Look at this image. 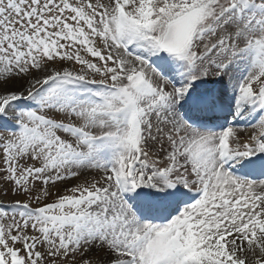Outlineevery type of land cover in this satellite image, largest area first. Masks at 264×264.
<instances>
[{"label": "rangeland", "instance_id": "1", "mask_svg": "<svg viewBox=\"0 0 264 264\" xmlns=\"http://www.w3.org/2000/svg\"><path fill=\"white\" fill-rule=\"evenodd\" d=\"M248 1L255 8L238 14L230 7L236 0H121L114 1L111 9L105 0H0V257L5 264H87L79 251L77 231L85 222L102 225L112 213L107 208L108 192L99 184L101 177L111 180V171L105 168L109 173L97 174L100 177L94 180L82 176L75 166L87 160L97 164L99 156L89 155L90 139L119 128L104 122L99 126V111L77 101L67 87L81 81L108 83L132 93L139 86L143 75L128 84L122 81L116 57L108 49L109 21L117 22L118 30L128 21L144 22L156 43L170 22L202 9L195 31L203 32L191 50L214 52L216 64H206V69L219 80L224 71L214 69L218 62L223 65L244 50L248 63L250 53L257 52V68L250 71L245 93L258 91L259 99L264 92V10H259L264 9V0ZM43 69L66 79L58 85H46L45 80L27 95L5 94L14 79H29ZM197 71L202 77V67ZM148 77L146 83L159 95L137 99V108L147 117L153 113L151 119L157 122L170 115L171 110L156 105L168 91L158 80L155 84L156 77L149 73ZM12 101L13 113L5 116L3 109ZM52 121L66 123L74 132ZM95 192L102 194L92 207Z\"/></svg>", "mask_w": 264, "mask_h": 264}, {"label": "bare ground", "instance_id": "2", "mask_svg": "<svg viewBox=\"0 0 264 264\" xmlns=\"http://www.w3.org/2000/svg\"><path fill=\"white\" fill-rule=\"evenodd\" d=\"M105 1L108 9H111L113 5L116 6L114 1L121 0ZM123 25L125 27L118 30L117 22L109 21L106 37L109 40L108 49L116 57L118 67L122 71L120 74L122 81L128 84L134 78L138 80L139 75L148 76L147 65L149 67L150 57L135 44H130V41L138 39L142 33L145 34L147 30H150V26L141 21H128ZM137 45L148 50L146 54L152 52L150 41L147 39L137 40ZM256 65L253 58L246 64L245 69L237 63L224 73V77L219 81L218 94L221 96L230 91L229 106L236 105L240 113L237 119L239 124L229 126L228 130L231 134L228 149L224 145L223 149L216 151L215 133L198 134L188 128L176 110H173L175 105L173 106L170 102L167 101L166 108L170 107L171 114L166 119L155 122L151 118L147 120L146 115L138 117L134 102L129 96H122L121 113L128 115L130 123L119 124L120 127L123 126L124 131L122 136L124 142L120 146L119 157L104 159L102 157L105 154H100L101 160L97 159V164H92V160L91 162L87 160L86 164L79 162L78 164L81 165L75 166L85 178L96 179L108 170L111 171L109 177H112L111 180L101 177L99 184L108 192L107 205L112 212V218L116 216L115 222L110 220L107 228L85 222L77 231V238L80 241L79 251L85 256L87 264H134L135 258L132 252L135 251L142 262V259L144 261L155 259L165 248L164 232L157 233L158 229L154 228L147 234L151 240H147L146 244L140 245L142 247L137 249L135 245L137 236L141 231H146L148 225L135 222L121 198L116 185L117 181L125 184L128 176L126 173L125 179L122 177V171L125 170H132L136 177L146 180L161 193L164 191L160 185L167 181L194 184L211 182L210 187L212 188H210L209 195L212 193L214 195L207 205L214 203V208L209 209V216H206V212L194 215L192 211L196 207L182 209L183 215L179 220H188V214L192 212L190 216L195 221L201 222L198 230L203 228V231L193 238V246L182 254L178 264H264V181L253 185L236 184L234 178L222 170L219 163V161L227 162V154L230 151L242 154L238 166L250 153L264 151V100L257 102L255 101L257 99L239 98V92L248 86L247 82H250L252 77L250 71L256 69ZM160 68L163 71L166 70L164 65H160ZM164 72L161 73L162 78L159 77L155 81L158 80L166 88L170 83L165 78L168 76ZM58 73L62 75L61 71ZM55 74L54 71L49 73L47 69H43L32 77L30 76L29 79L16 78L13 80L12 87L5 88V94L10 95L11 98L27 95L45 80L46 85H58L61 79H66ZM149 75L156 77L155 70L149 72ZM184 82L177 81L176 83L183 85ZM78 86L75 85L73 88L83 90L88 88L85 81H81V85ZM141 93L142 97L150 95L149 91L146 93L141 91ZM4 98L8 99V96ZM13 102L7 103L6 108L3 109L4 115L13 113L15 108ZM100 120L102 121L98 123L99 126L104 125L103 122L108 124L107 119L102 117ZM230 123L227 121L225 124L228 126ZM243 123L251 125L246 127ZM88 146L91 150L89 155L98 156L99 149ZM118 159L127 162L110 166L111 162ZM234 167L232 169H236ZM223 194L229 205L220 202ZM215 208H217L216 212H214ZM121 250L124 251L121 253Z\"/></svg>", "mask_w": 264, "mask_h": 264}, {"label": "water", "instance_id": "3", "mask_svg": "<svg viewBox=\"0 0 264 264\" xmlns=\"http://www.w3.org/2000/svg\"><path fill=\"white\" fill-rule=\"evenodd\" d=\"M200 12L193 11L187 14L185 17L176 21L174 24L170 25L173 30L177 31V37L180 45H182L188 37V33L193 27L200 21ZM179 24V25H178Z\"/></svg>", "mask_w": 264, "mask_h": 264}]
</instances>
